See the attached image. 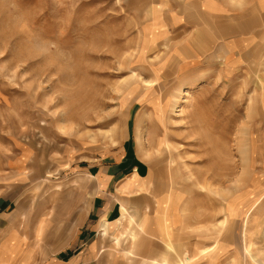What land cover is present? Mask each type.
<instances>
[{
	"label": "rangeland",
	"instance_id": "374dc122",
	"mask_svg": "<svg viewBox=\"0 0 264 264\" xmlns=\"http://www.w3.org/2000/svg\"><path fill=\"white\" fill-rule=\"evenodd\" d=\"M207 1L0 0V200L22 213L0 264L65 254L96 194L87 170L126 145L154 171V199L167 196L155 206L170 264H210L219 240L247 260L217 264H264V1L214 0L258 32L253 53L231 58L230 38L197 55L188 41L202 37L166 34L167 15L199 21Z\"/></svg>",
	"mask_w": 264,
	"mask_h": 264
},
{
	"label": "crops",
	"instance_id": "0c3cea01",
	"mask_svg": "<svg viewBox=\"0 0 264 264\" xmlns=\"http://www.w3.org/2000/svg\"><path fill=\"white\" fill-rule=\"evenodd\" d=\"M210 3L217 5H208L206 9L209 7L213 10L205 11L203 17H199V21L192 16L186 17L183 8L179 13L181 15L171 17L167 15L166 34L176 30L184 33L191 31L190 34H229L232 36L230 39L238 38L237 34H245L246 38L251 37L254 40V36L251 34H258V32L253 31V21H246L245 31H243L239 26L237 15L233 14L231 8H223L219 1ZM220 9H230V14L227 13L226 16L223 14L224 12H220ZM241 40L243 39L241 38L239 43ZM133 150L132 146L126 145L119 158L97 167L95 177L89 171L93 169V166L87 170L88 176L92 179L96 178L94 183L96 194L90 200L87 210L82 214L71 247L59 259H55L49 264H127L129 261L134 264H170L174 262L173 255L166 251L167 248H170L167 242L169 243L171 240L166 239L165 224L161 214L163 206H155L158 200L162 201L167 196L158 197L155 202L156 199L152 195L157 193L154 189L158 180L154 171L145 162L139 160L137 156L134 158L133 155L136 153L134 152L132 155ZM129 151L131 157L125 158L127 154H130ZM121 206L127 210V222L122 226L114 225L122 216ZM9 208L6 200H0V229L7 228L9 222L11 226L10 231L0 241V260L6 254V249L12 240L16 238L13 243L18 245L19 239H21L13 229V223L17 217H22V213L21 211H8ZM132 220L135 221V225L131 224ZM104 224L109 225L106 235L103 234ZM131 225L133 228L130 227ZM173 228L174 226L169 227V231ZM157 232L164 238L166 246L151 240L153 234ZM127 236V243H125ZM116 237L118 238L117 242ZM219 243L220 240L216 242V245L213 243L208 248L213 252L210 254L213 256L209 259L210 264L223 261L221 258L224 256L229 257L224 262L237 259V262L240 263L247 260L246 256L240 255L239 257L238 246L233 241L222 247ZM120 244L124 258L116 256L113 252V248ZM25 252L26 255L21 261L27 263V249ZM11 257L12 255L9 257V261H13ZM259 257L261 258V256ZM182 258L181 260H183ZM186 260L188 264V259ZM177 263L179 264V262Z\"/></svg>",
	"mask_w": 264,
	"mask_h": 264
},
{
	"label": "bare ground",
	"instance_id": "6f19581e",
	"mask_svg": "<svg viewBox=\"0 0 264 264\" xmlns=\"http://www.w3.org/2000/svg\"><path fill=\"white\" fill-rule=\"evenodd\" d=\"M190 1V3H193V2H196V1H200V0H189ZM204 1V0H203ZM262 1H264V0H262ZM210 2H214V0H209V1H207L205 4H203V6H201V12H200V10H196L199 14L200 13H204L205 11L207 12V11H210L211 9L208 7L207 9H206V7L208 6V5H213V3H210ZM260 6H261V10H264V3H262V4H260ZM204 8V9H203ZM152 12V11H151ZM151 12H150V15H151ZM220 12H224L223 14L224 15H226L227 16V11H225V10H221ZM229 12V11H228ZM156 13V12H155ZM196 13V12H195ZM197 14V13H196ZM228 14H230V13H228ZM242 30L243 31H245V27H242ZM195 36H197V38H199V36L200 37H202L203 38V41H199L198 39H196V38H194V39H191L190 41H188V48H189V50H191L192 51V53L193 54H197V55H200L201 53L199 52V48L201 47V46H199L198 44L200 43V42H204L205 43V45H206V47L207 46H211V45H213V43L216 41V39L217 38H219V39H229V38H231L232 36H230L229 34H194V37ZM226 36H229V37H226ZM242 39L243 40H241V43H239L240 42V40H238L239 42H237V40L236 39H232V40H230V41H227V42H223V44H225L224 45V47H225V53H228V54H230V56H229V58H231V57H233V56H235L236 54H245V56H249L251 53H253L254 52V47H255V45L256 44H258L259 42H257V43H255L254 42V40H253V38H251V37H249V38H246L245 37V35L242 37ZM260 39V38H259ZM262 44V43H261ZM240 45V46H239ZM221 46H222V44L220 45V48H221ZM213 48V47H212ZM239 48L240 49H242V51H239ZM201 49H203V47L201 48ZM258 49L260 50V47H258ZM231 51H232V53H231ZM207 52V51H206ZM259 53H258V56H259V54H260V52H262V50L261 51H258ZM261 85H262V81H261ZM126 214H127V211L126 210H123L122 211V216H121V218L118 220V221H116L115 223L118 225H120L123 221H124V218H126L125 216H126ZM248 219V218H247ZM246 219V221H245V223H243L244 225H246L247 223H248V221H250L249 219L247 220ZM235 225H237V223H235ZM108 229V225L107 224H104V232H106V230ZM104 235H105V233H104ZM133 237V236H132ZM117 240V239H116ZM184 262H185V259L184 260H182V261H180L179 262V264H184Z\"/></svg>",
	"mask_w": 264,
	"mask_h": 264
}]
</instances>
